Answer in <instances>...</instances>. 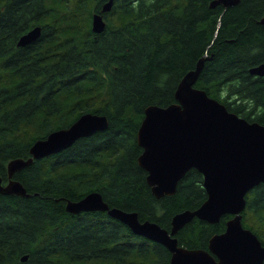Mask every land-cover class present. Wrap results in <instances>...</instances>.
<instances>
[{"label": "trees", "instance_id": "obj_1", "mask_svg": "<svg viewBox=\"0 0 264 264\" xmlns=\"http://www.w3.org/2000/svg\"><path fill=\"white\" fill-rule=\"evenodd\" d=\"M107 0H0V175L31 145L82 113L106 114L109 126L16 171L27 196L0 192V264H168L162 242L137 234L107 211L66 208L97 190L110 207L136 211L171 229L173 216L207 198L193 167L173 194L157 197L138 161V128L150 104L176 100L181 79L202 68L195 86L241 116L264 124V0H114L106 26L92 28ZM41 26L26 45L19 37ZM244 226L264 243V182L246 195ZM193 217L179 245L208 249L226 230ZM27 255V259L22 257Z\"/></svg>", "mask_w": 264, "mask_h": 264}, {"label": "water", "instance_id": "obj_2", "mask_svg": "<svg viewBox=\"0 0 264 264\" xmlns=\"http://www.w3.org/2000/svg\"><path fill=\"white\" fill-rule=\"evenodd\" d=\"M114 0H107L101 12H94L92 28L101 32L106 26L104 17ZM239 0H213L211 5H233ZM264 22V18L261 20ZM41 26L36 25L18 39L19 45L36 40ZM189 71L179 82L176 100L166 106L150 104L138 128L137 140L143 147L139 164L147 171V182L157 197L173 194L179 180L195 167L204 176L207 198L195 209H186L172 218L171 229L146 219L136 211L110 207L103 195L90 191L77 200L67 201L66 208L81 211H107L110 216L127 224L137 234L167 245L171 252L168 264H264V243L249 227L244 226L242 211L246 195L255 185L264 182V124L251 121L230 110L227 105L194 84L202 68ZM252 74H264V62L250 68ZM109 126L106 114L87 111L68 127L51 131L37 139L30 147L28 157L8 161L9 180L0 192L27 196L24 184L13 178L16 171L39 159L71 146L81 137L105 130ZM224 232L214 234L206 248H187L179 245L177 231L193 217L217 222L225 215ZM27 259V255L22 257Z\"/></svg>", "mask_w": 264, "mask_h": 264}, {"label": "flooded vegetation", "instance_id": "obj_3", "mask_svg": "<svg viewBox=\"0 0 264 264\" xmlns=\"http://www.w3.org/2000/svg\"><path fill=\"white\" fill-rule=\"evenodd\" d=\"M264 62V61H263ZM262 63V62H261ZM260 64V63H259ZM262 75H264V74H262Z\"/></svg>", "mask_w": 264, "mask_h": 264}]
</instances>
